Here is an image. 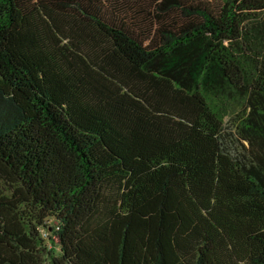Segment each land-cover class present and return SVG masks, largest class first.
Segmentation results:
<instances>
[{"label": "trees", "instance_id": "1", "mask_svg": "<svg viewBox=\"0 0 264 264\" xmlns=\"http://www.w3.org/2000/svg\"><path fill=\"white\" fill-rule=\"evenodd\" d=\"M0 264H264V0H0Z\"/></svg>", "mask_w": 264, "mask_h": 264}, {"label": "rangeland", "instance_id": "2", "mask_svg": "<svg viewBox=\"0 0 264 264\" xmlns=\"http://www.w3.org/2000/svg\"><path fill=\"white\" fill-rule=\"evenodd\" d=\"M53 240L56 241V237L55 236H52Z\"/></svg>", "mask_w": 264, "mask_h": 264}]
</instances>
